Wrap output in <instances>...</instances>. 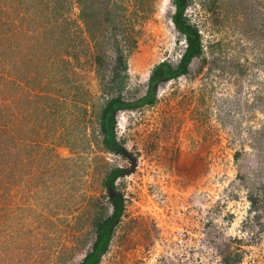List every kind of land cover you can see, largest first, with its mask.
<instances>
[{
	"label": "rangeland",
	"instance_id": "rangeland-1",
	"mask_svg": "<svg viewBox=\"0 0 264 264\" xmlns=\"http://www.w3.org/2000/svg\"><path fill=\"white\" fill-rule=\"evenodd\" d=\"M106 1L85 24L76 0H0V264H80L112 197L97 264H264V0H186L201 50L152 104L114 114L119 154L101 143V99L143 97L185 41L171 0ZM112 34L131 48L105 95Z\"/></svg>",
	"mask_w": 264,
	"mask_h": 264
},
{
	"label": "trees",
	"instance_id": "trees-1",
	"mask_svg": "<svg viewBox=\"0 0 264 264\" xmlns=\"http://www.w3.org/2000/svg\"><path fill=\"white\" fill-rule=\"evenodd\" d=\"M79 3H82V7L80 10V16L83 22L86 24V6L88 8H92L93 5H102L107 6L106 0H76ZM87 1V4L85 5ZM137 2V0H136ZM174 12L171 16V23L174 28L184 37L185 48L183 50V54L180 57L178 64L175 67H171L169 64L161 62L155 65L147 78V85L145 94L140 99L128 102L123 100L120 95L111 96V97H103L99 103L98 117H97V129L101 135V143L109 152L119 154L120 153V145L117 143L114 132H113V124H114V114L118 110H132L137 107H141L143 105H150L154 100V92L156 84L159 82H163L165 80L174 79L178 77L180 74H184L186 72V68L188 62L196 57L201 50L200 36L197 32L196 28L188 25L184 18L183 12L185 9L186 0H171ZM138 5L142 10L144 6H146V11L149 8V4L145 0H139ZM23 11H25V7H21ZM104 13V12H103ZM91 15V14H89ZM105 15V13H104ZM116 17V16H114ZM105 23H109V16H105ZM88 24V23H87ZM97 24V22L95 23ZM94 26V24H93ZM110 39L112 40V45H110L111 50H113V61L110 64L109 73L105 76L102 73L106 70L108 66L107 61H104L101 58H97V72L98 79L101 78L103 81V77L106 78L104 83L101 81V90L105 92V95L108 93H112L113 91H121L124 87L125 75H126V54L130 52V46L128 42H124V45H120L119 40L115 38V34H112ZM129 40V39H128ZM131 46L133 47V43L131 42ZM83 104V103H81ZM119 170L113 169L110 171L109 175H107L105 180V185H111L113 179L118 176ZM110 204L112 205L111 215L108 216L103 222L98 223L96 226L94 241L91 245L90 251L85 254L84 258L81 260L80 264H97L99 262L100 256L106 251L108 242L112 235V223L119 219L122 210V199H118L116 197H112L110 199ZM96 224V223H95Z\"/></svg>",
	"mask_w": 264,
	"mask_h": 264
}]
</instances>
